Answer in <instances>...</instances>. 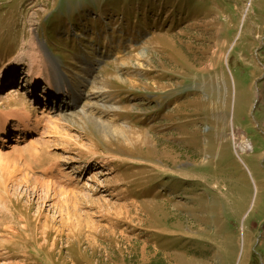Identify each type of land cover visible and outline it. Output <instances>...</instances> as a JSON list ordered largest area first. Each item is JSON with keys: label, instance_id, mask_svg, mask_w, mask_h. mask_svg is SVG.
Segmentation results:
<instances>
[{"label": "rangeland", "instance_id": "rangeland-1", "mask_svg": "<svg viewBox=\"0 0 264 264\" xmlns=\"http://www.w3.org/2000/svg\"><path fill=\"white\" fill-rule=\"evenodd\" d=\"M36 45L72 95L24 78ZM23 100L0 264H264V0H0Z\"/></svg>", "mask_w": 264, "mask_h": 264}, {"label": "bare ground", "instance_id": "bare-ground-1", "mask_svg": "<svg viewBox=\"0 0 264 264\" xmlns=\"http://www.w3.org/2000/svg\"><path fill=\"white\" fill-rule=\"evenodd\" d=\"M36 43L39 45L37 41ZM31 44H33V41ZM39 46L42 50L41 45ZM45 55L47 56V54ZM27 58L29 60V64L28 66H26V69H24V78L30 77L29 83L31 84L32 89L34 88V86H37L38 82L41 81V84H43L45 88L44 94L48 97L49 102L55 101L58 96H62L61 92H59V90L57 89V87L59 86H63V89H67V87L69 86L67 94L72 95L73 86L59 78L56 70L57 63L51 61L49 58H45L37 45L36 48L31 51ZM15 77V75L12 76L13 79H15ZM2 94L4 96H2L3 99H8V102H10L13 97L18 95V90L16 89V87H11ZM81 98H83V95H78L77 97H75V99L78 101ZM27 104L28 101H26V103H23L22 108L21 106L13 105L8 106L4 109H0V147H5V143L7 142L5 138L12 135L13 132H16V134L14 136L15 138L12 139V143L18 142L19 140L23 141L27 136L31 134V131L33 129L31 128L32 122L28 117L30 108L29 104ZM48 109L49 108H47L46 110ZM46 112L49 113V110ZM49 123H51V121Z\"/></svg>", "mask_w": 264, "mask_h": 264}]
</instances>
